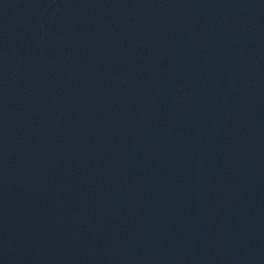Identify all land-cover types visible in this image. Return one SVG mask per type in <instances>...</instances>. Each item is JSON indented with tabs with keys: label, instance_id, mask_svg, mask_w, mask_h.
<instances>
[{
	"label": "water",
	"instance_id": "obj_1",
	"mask_svg": "<svg viewBox=\"0 0 264 264\" xmlns=\"http://www.w3.org/2000/svg\"><path fill=\"white\" fill-rule=\"evenodd\" d=\"M0 264H264V0H0Z\"/></svg>",
	"mask_w": 264,
	"mask_h": 264
}]
</instances>
